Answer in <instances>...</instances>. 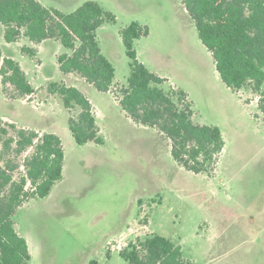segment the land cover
<instances>
[{"label":"rangeland","instance_id":"374dc122","mask_svg":"<svg viewBox=\"0 0 264 264\" xmlns=\"http://www.w3.org/2000/svg\"><path fill=\"white\" fill-rule=\"evenodd\" d=\"M38 1L68 13L87 0ZM92 1L115 15V22L96 31L115 69L110 92H98L78 74H61L59 42L46 40L29 56L21 47L33 44L23 37L7 44L0 24L2 54L20 64L34 88L20 97L10 86L3 91L0 82V121L53 132L64 151L62 176L49 194L16 211V229L30 249L26 264H126L119 251L153 234L180 245L191 264H264V116L258 96L223 83L181 0ZM132 21L148 28L134 42L138 60L165 79V89L188 94L194 122L219 127L224 147L211 173L177 164L163 134L121 110L116 94L126 84L129 59L120 30ZM51 81L75 86L89 99L101 144H76L68 118L78 110H66L49 92Z\"/></svg>","mask_w":264,"mask_h":264},{"label":"trees","instance_id":"16d2710c","mask_svg":"<svg viewBox=\"0 0 264 264\" xmlns=\"http://www.w3.org/2000/svg\"><path fill=\"white\" fill-rule=\"evenodd\" d=\"M194 23L198 38L210 52L223 83L233 91L247 89L258 96L257 107L264 116V0H181ZM115 15L92 0L65 13L38 0H0V24L6 43L23 37L32 44L55 40L64 51L56 60L61 74H78L98 92H110L115 69L99 47L96 31ZM148 28L132 21L120 30L129 59L126 84L116 96L121 110L133 122L155 128L170 142L177 164L193 173H211L224 141L218 126L193 121L192 101L180 89L162 85L164 78L151 72L137 58L134 42ZM21 51L35 56L33 47ZM0 82L20 97L34 92L20 64L4 56L0 48ZM66 110H78L68 118V128L78 145L101 144L102 137L89 99L77 87L51 81ZM29 148L31 153L17 160ZM9 154L11 157L7 158ZM64 151L53 132L39 133L0 121V264H26L30 252L15 223L17 209L30 199L47 196L62 176ZM23 169L14 176L19 169ZM126 264H191L180 245L159 234L129 243L119 251ZM90 264H97L91 261Z\"/></svg>","mask_w":264,"mask_h":264},{"label":"crops","instance_id":"0c3cea01","mask_svg":"<svg viewBox=\"0 0 264 264\" xmlns=\"http://www.w3.org/2000/svg\"><path fill=\"white\" fill-rule=\"evenodd\" d=\"M40 3H41V1H39ZM46 41V40H45ZM44 41H42L41 43H39V44H33V48H35V50H37V48H39L40 47V45L43 43ZM31 43V42H30ZM7 44H9V43H7ZM32 44V43H31ZM70 74H73V73H70ZM24 237V236H23ZM25 238V237H24ZM26 239V238H25ZM26 241H27V239H26ZM27 244H28V242H27ZM28 249H29V245H28ZM29 252H30V249H29Z\"/></svg>","mask_w":264,"mask_h":264}]
</instances>
